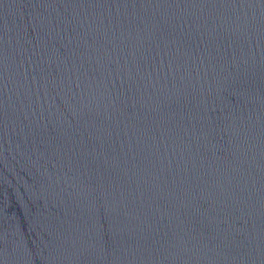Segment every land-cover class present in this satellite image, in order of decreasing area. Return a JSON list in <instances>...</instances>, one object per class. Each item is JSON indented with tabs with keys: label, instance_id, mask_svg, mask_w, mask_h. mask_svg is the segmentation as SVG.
Here are the masks:
<instances>
[{
	"label": "water",
	"instance_id": "water-1",
	"mask_svg": "<svg viewBox=\"0 0 264 264\" xmlns=\"http://www.w3.org/2000/svg\"><path fill=\"white\" fill-rule=\"evenodd\" d=\"M0 264H264V0H0Z\"/></svg>",
	"mask_w": 264,
	"mask_h": 264
}]
</instances>
